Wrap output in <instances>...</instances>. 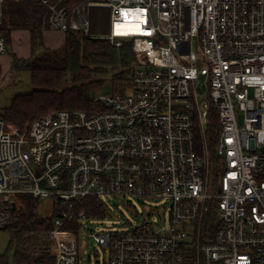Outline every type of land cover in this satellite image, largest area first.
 <instances>
[{
	"label": "built area",
	"instance_id": "built-area-1",
	"mask_svg": "<svg viewBox=\"0 0 264 264\" xmlns=\"http://www.w3.org/2000/svg\"><path fill=\"white\" fill-rule=\"evenodd\" d=\"M17 1L0 0V28ZM32 1L43 30L129 39L136 63L129 91L92 96L94 113L52 111L24 129L0 116V197L59 207L31 264H78L81 235L109 264H264V0ZM92 9L110 12L104 36ZM8 46L0 35V54ZM110 196L164 198L170 225L86 230L82 201Z\"/></svg>",
	"mask_w": 264,
	"mask_h": 264
},
{
	"label": "trees",
	"instance_id": "trees-1",
	"mask_svg": "<svg viewBox=\"0 0 264 264\" xmlns=\"http://www.w3.org/2000/svg\"><path fill=\"white\" fill-rule=\"evenodd\" d=\"M9 25L0 28L8 44L14 29H28L31 33L32 55L28 59H19L13 54V68L30 72L33 89L25 94L16 95L1 116L8 123L24 129L32 121L58 110H84L94 113L101 105L92 100V90L102 85L108 74L112 80L131 81L132 67L136 63L133 43L126 39L116 46L106 38L85 36L78 31H66L62 48L44 47L42 7L32 0L12 2L8 5ZM24 207L18 211L17 220L2 230H9V247L16 242V264L26 261L37 263L46 259V254L32 256L27 249L29 234L35 230H48L52 227V218L57 215L56 207L51 216L39 219L35 212L36 199L22 196ZM90 216L104 213L105 206L98 198H86L82 201ZM16 211L14 210L13 213ZM76 225V223H75ZM0 264H8L0 256Z\"/></svg>",
	"mask_w": 264,
	"mask_h": 264
},
{
	"label": "rangeland",
	"instance_id": "rangeland-1",
	"mask_svg": "<svg viewBox=\"0 0 264 264\" xmlns=\"http://www.w3.org/2000/svg\"><path fill=\"white\" fill-rule=\"evenodd\" d=\"M92 35L104 36L110 26V12L107 9H92L90 13ZM21 33L13 32L14 41H24ZM27 35V33H25ZM66 33L62 30H43V44L38 48L42 51L44 47L62 48L65 42ZM26 42V43H25ZM27 38L23 47L27 46ZM8 46L7 54L0 57V116L5 107L9 106L12 99L18 94H25L33 89L30 72L28 70H17L10 65L9 57L13 55L14 48ZM1 55V54H0ZM108 74L105 82L92 90V96H98L108 92L126 93L131 88V81L112 80ZM10 125H13L9 123ZM14 126V125H13ZM264 140V139H262ZM15 198L17 207L10 210V201L0 197V227H7L17 220L18 211L24 207L21 201ZM105 209L102 215L90 216L85 228L88 231L130 229L138 223L149 220L155 229H165L170 225V207L164 198L148 197H103ZM54 199H36L35 212L39 219L51 216L56 209ZM54 218H52L53 220ZM47 230H35L29 234L27 249L36 258V254H46L48 246ZM11 233L9 230L0 232V256L4 257L8 264H16V250L19 243L16 242L9 247ZM78 264H109V257L100 245H94L86 235L78 238ZM34 261H26L23 264H31Z\"/></svg>",
	"mask_w": 264,
	"mask_h": 264
},
{
	"label": "crops",
	"instance_id": "crops-1",
	"mask_svg": "<svg viewBox=\"0 0 264 264\" xmlns=\"http://www.w3.org/2000/svg\"><path fill=\"white\" fill-rule=\"evenodd\" d=\"M13 32L21 33L19 36H23L24 41L27 38V46L23 47L24 41L21 42V40H18L17 42L14 41V38L12 36ZM27 33V35L25 34ZM26 43V42H25ZM10 49L13 47V54H15L19 59H28L32 55V45H31V33L28 29H14L11 32V41H10ZM8 51V50H7ZM7 51L0 55V57L7 54ZM10 65L13 67V55L9 57Z\"/></svg>",
	"mask_w": 264,
	"mask_h": 264
},
{
	"label": "water",
	"instance_id": "water-1",
	"mask_svg": "<svg viewBox=\"0 0 264 264\" xmlns=\"http://www.w3.org/2000/svg\"><path fill=\"white\" fill-rule=\"evenodd\" d=\"M13 208H15V203L13 204Z\"/></svg>",
	"mask_w": 264,
	"mask_h": 264
}]
</instances>
